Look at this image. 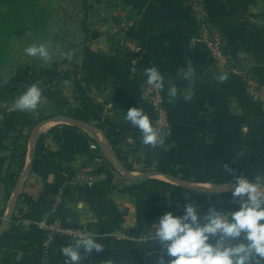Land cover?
I'll list each match as a JSON object with an SVG mask.
<instances>
[{
    "label": "crops",
    "instance_id": "obj_1",
    "mask_svg": "<svg viewBox=\"0 0 264 264\" xmlns=\"http://www.w3.org/2000/svg\"><path fill=\"white\" fill-rule=\"evenodd\" d=\"M205 3L210 19L224 30L225 51L240 73L217 69L206 47L193 40L196 25L189 0H95L90 3L93 24L88 25L99 35L85 39L81 61L74 54L70 67H64L67 87L46 88L36 111L20 112L13 107L22 84L0 81L1 264H65L60 249L72 242L62 237L46 248L42 231L16 225L14 216L85 226L104 250H93L81 264H157L165 251L152 239V223L165 212L182 215L183 205L193 200L201 212L211 206L238 210L239 202L232 197L235 176L264 175V106L251 99L245 85L247 75L264 81V0ZM121 19L134 23L131 35L146 49L135 75L113 30ZM88 64L93 69L84 74ZM189 64L196 72L191 84L182 78ZM151 66L178 90L191 87L194 92L190 102L178 95L169 103L163 91L171 135L164 148L156 149L143 146L140 130L124 119L129 108L141 107L153 120L152 107L140 90L144 69ZM222 74L228 76L224 83L216 79ZM67 106L84 108L91 119L81 124L52 119ZM15 142L25 146L22 163ZM113 143L122 145L131 169L117 157ZM135 154L143 155L142 160ZM93 163L104 171L103 178L92 183L75 180L82 166ZM159 163L177 169L179 180L158 172ZM10 171L18 176L6 191L2 179ZM149 180L171 192L159 202L161 210L148 232L140 234L136 200Z\"/></svg>",
    "mask_w": 264,
    "mask_h": 264
},
{
    "label": "clouds",
    "instance_id": "obj_2",
    "mask_svg": "<svg viewBox=\"0 0 264 264\" xmlns=\"http://www.w3.org/2000/svg\"><path fill=\"white\" fill-rule=\"evenodd\" d=\"M25 54L45 62L52 60L49 45L44 43H32L25 49ZM74 54V50L59 53L61 58L69 60ZM143 74L148 85L158 91H167L169 103H174L178 95L185 102L192 101L194 92L191 87L178 90L171 79L165 80L157 66L145 68ZM182 78L190 84L195 81L196 72L191 64L182 70ZM216 79L224 83L228 76L222 74ZM40 84L37 81L26 86L15 99L13 110L36 111L43 99ZM124 119L140 130L143 146L152 149L165 147V139L171 135V130L163 132L154 127L143 108H129ZM232 197L239 202L238 210L211 206L201 212L197 201L193 200L183 205L182 215L168 211L154 221L152 239L165 251L157 264H264V175L257 174L252 179L244 175L235 176ZM93 250L99 253L104 250V245L88 232L83 238L74 239L62 247L60 253L67 258L65 264H81L82 259L91 256ZM104 264L114 262L106 260Z\"/></svg>",
    "mask_w": 264,
    "mask_h": 264
},
{
    "label": "rangeland",
    "instance_id": "obj_3",
    "mask_svg": "<svg viewBox=\"0 0 264 264\" xmlns=\"http://www.w3.org/2000/svg\"><path fill=\"white\" fill-rule=\"evenodd\" d=\"M94 2L25 0L22 8L15 10L11 5L0 4V81H16L22 84L23 91L37 81L41 82L43 90L67 87L68 70L63 69H68L70 63L59 53L74 50L81 61L85 39L92 37L94 31L88 25L93 24L89 17L94 12L90 3ZM117 28L115 24L113 30L118 35ZM29 32L31 35H27ZM34 42L49 45L52 60L45 62L39 57H28L25 49ZM68 109L84 111L80 106H67L62 110Z\"/></svg>",
    "mask_w": 264,
    "mask_h": 264
},
{
    "label": "built area",
    "instance_id": "obj_4",
    "mask_svg": "<svg viewBox=\"0 0 264 264\" xmlns=\"http://www.w3.org/2000/svg\"><path fill=\"white\" fill-rule=\"evenodd\" d=\"M189 3L192 6L193 19L196 25V32L193 36V40L197 44L206 47L212 64L217 69L230 73H240L239 67L225 51L224 30L221 25L210 19L205 0H189ZM117 26L118 35L115 33L116 40L118 45L128 52L130 58V71L132 75H135L138 73L142 62L145 60L146 49L140 41L131 35L134 26L132 21L121 19L118 21ZM146 79L147 77L141 82V97L148 101L152 107L153 126L161 129L163 132H167L169 129L171 130V120L166 107L164 93L148 85ZM245 85L246 91L251 99L260 101L264 106V81L253 75H247L245 77ZM90 146L92 149H97L96 143H91ZM104 176V171L101 170L97 164L93 163L82 166L75 173L74 178L75 180H84L92 183ZM60 194L61 192L59 191V195L56 196L57 202H60ZM225 210L232 211L233 209ZM13 222L21 227H33L42 231V244L46 248L59 238L68 237L73 242L74 239L83 238L84 234L88 233L85 226L67 225L57 219L49 221L45 218L35 219L31 217L14 216Z\"/></svg>",
    "mask_w": 264,
    "mask_h": 264
},
{
    "label": "trees",
    "instance_id": "obj_5",
    "mask_svg": "<svg viewBox=\"0 0 264 264\" xmlns=\"http://www.w3.org/2000/svg\"><path fill=\"white\" fill-rule=\"evenodd\" d=\"M24 1L25 0H0V4L11 5V7L14 8L15 10L17 8H22L23 6L22 4ZM98 35H99L98 32L96 31L92 32V37H97ZM92 67H93V64H88L84 66L85 70L83 71V73L85 74L89 72V70L91 71V69H93ZM60 114L80 120V121H89L91 119V117L88 116V114L85 111L71 110V109L58 111L57 113H53L51 116L60 115ZM100 126L102 128L104 127L103 124H100ZM106 135L110 137V133L107 132V129H106ZM41 140H42V137H40L39 141ZM39 141H38V144H39ZM113 145H114V149L116 151L117 157L124 162L127 168L131 169L132 165L128 163L127 161L128 156L126 155L124 149H122L121 147L122 145L121 144L117 145L116 143H113ZM15 146L17 149L20 150L19 153H17L16 155L19 157L22 163L24 160V156H25V146L21 142H15ZM134 158L136 160H140V159L142 160L141 155L135 154ZM156 170L164 174H170L174 177L180 176V173L177 169L168 168L163 163L157 164ZM17 176H18L17 172L10 171L5 177H3L2 181H3L6 191H8L10 188H13L15 186L16 181H17ZM184 178L191 179V177H184ZM197 180L204 181L205 179L200 178ZM154 183H156V181L154 180H149V181L144 182L142 184V192L136 200V208H137L136 228L140 234H144L148 232L150 224L155 220L156 216L159 214L161 210V207L159 206V202L161 200L167 199L169 197V193L171 192L168 189L159 188V187H156V185L154 186L153 185ZM172 189L174 192V189H175L174 185ZM7 194L8 192H6V196Z\"/></svg>",
    "mask_w": 264,
    "mask_h": 264
},
{
    "label": "water",
    "instance_id": "obj_6",
    "mask_svg": "<svg viewBox=\"0 0 264 264\" xmlns=\"http://www.w3.org/2000/svg\"><path fill=\"white\" fill-rule=\"evenodd\" d=\"M53 120H71V121H74V122H76V123H78V124H81V123H83L82 121H80V120H77V119H74V118H71V117H68V116H65V115H56V116H54L53 118H52ZM166 176H168V177H171V178H174V179H176V180H179L178 178H176V177H174V176H172V175H170V174H166ZM10 216H11V209L9 210V213H8V215L6 216V219H5V222H4V226H6L7 224H8V222H9V219H10Z\"/></svg>",
    "mask_w": 264,
    "mask_h": 264
}]
</instances>
